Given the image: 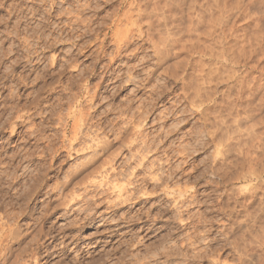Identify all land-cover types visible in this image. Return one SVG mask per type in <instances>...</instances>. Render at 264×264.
Segmentation results:
<instances>
[{
  "label": "clouds",
  "instance_id": "obj_1",
  "mask_svg": "<svg viewBox=\"0 0 264 264\" xmlns=\"http://www.w3.org/2000/svg\"><path fill=\"white\" fill-rule=\"evenodd\" d=\"M0 264H264V0H0Z\"/></svg>",
  "mask_w": 264,
  "mask_h": 264
}]
</instances>
